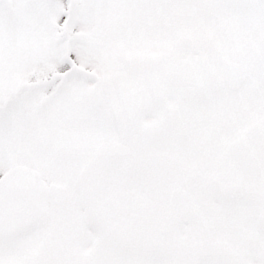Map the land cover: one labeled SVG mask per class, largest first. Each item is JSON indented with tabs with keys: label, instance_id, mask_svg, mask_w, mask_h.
<instances>
[{
	"label": "snow or ice",
	"instance_id": "1",
	"mask_svg": "<svg viewBox=\"0 0 264 264\" xmlns=\"http://www.w3.org/2000/svg\"><path fill=\"white\" fill-rule=\"evenodd\" d=\"M0 264H264V0H0Z\"/></svg>",
	"mask_w": 264,
	"mask_h": 264
}]
</instances>
